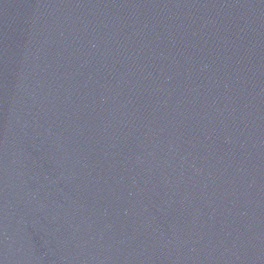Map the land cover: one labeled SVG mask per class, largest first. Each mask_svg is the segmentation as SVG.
Here are the masks:
<instances>
[{"label": "water", "instance_id": "1", "mask_svg": "<svg viewBox=\"0 0 264 264\" xmlns=\"http://www.w3.org/2000/svg\"><path fill=\"white\" fill-rule=\"evenodd\" d=\"M0 264H264V0H0Z\"/></svg>", "mask_w": 264, "mask_h": 264}]
</instances>
